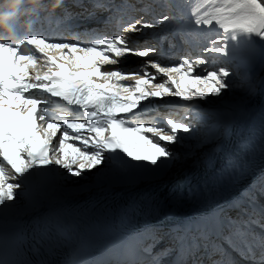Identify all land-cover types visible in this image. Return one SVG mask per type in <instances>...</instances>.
Masks as SVG:
<instances>
[{"label":"snow or ice","instance_id":"snow-or-ice-1","mask_svg":"<svg viewBox=\"0 0 264 264\" xmlns=\"http://www.w3.org/2000/svg\"><path fill=\"white\" fill-rule=\"evenodd\" d=\"M25 3L23 0L17 4L14 11L8 6L0 11L2 28L6 30L0 31V205L12 201L15 189L21 187L10 180L27 178L33 169H46L49 165H58L70 175L80 176L84 170L102 164L106 152L119 151L132 160L153 166L181 160L170 145L183 143L179 133L192 130L190 123L169 117L166 127L160 126L155 121L139 119L136 109L150 98L175 97L192 102L218 96L229 86L228 71L221 67L198 72L199 66L208 63L202 56L184 58L172 66L157 58L145 60L128 71L104 68L107 64L127 63L122 57L156 53L153 46L135 47L132 38L124 33L143 34L145 29L162 25L173 17L165 14L145 19L140 15L129 19L118 34L101 35L82 44L35 32L22 34L18 28L21 13L30 17V25L51 16L41 15L48 8L43 0H31V8ZM74 3L84 7L82 0ZM193 4L190 24L209 33L206 38L211 46L205 47V52L227 56L231 48L233 54L244 53L254 48V38L264 40V0H193ZM94 6L123 11L113 0ZM52 7L62 8L65 19L73 15L64 0H54ZM186 32L191 35V30ZM41 68L46 70H38ZM149 68L155 71L149 72ZM160 77L162 81L155 83ZM128 79L134 83L124 84ZM52 98L76 106L83 116L73 117L67 110H50L47 106L53 103ZM187 157L185 153L183 158ZM8 168L15 176L9 177ZM259 211L264 216V205ZM254 212V205L242 210L236 218L219 222L211 234L249 260H257L255 249H260L258 264H264V234L248 231L249 225L264 229V223L253 218ZM209 235L208 231H202L197 238L207 240Z\"/></svg>","mask_w":264,"mask_h":264},{"label":"bare ground","instance_id":"bare-ground-1","mask_svg":"<svg viewBox=\"0 0 264 264\" xmlns=\"http://www.w3.org/2000/svg\"><path fill=\"white\" fill-rule=\"evenodd\" d=\"M174 2L175 0H149L144 9L148 12L147 16L155 14L157 17H160L166 14L173 17V19L159 25L167 26L168 24L181 20V14H176L173 12L174 10L169 9V7L171 8L174 5ZM193 6V0H191L188 13H190V9ZM124 15L126 20L140 16L133 5L125 9L122 16ZM195 34L199 38L194 43L188 44V52H182L183 49L179 45V43L182 44L180 35H176L177 37L170 39L172 45L168 44L164 51L157 50L156 53L150 54L147 57H140L139 60L128 66L107 64L104 68L128 71L140 66L145 60H156L157 58L166 66H172L181 53L184 58L190 59L207 56L210 59L209 63L199 66L197 68L198 72L204 71L206 65L214 67L217 65L219 68H241V73L248 75V83L253 86L254 93L251 96H248L245 100L238 99L234 95H231V93H224L221 96L210 95L207 99L194 100L192 102H184L179 98L168 97L180 101L181 106L174 105L171 109L166 108V104L170 99L167 100L164 98L161 100L159 98H150L149 101H143L141 102L140 108L136 109L139 119L155 121L156 124L166 127V119L171 117L174 120H185L191 125L192 130L189 132L179 133L183 141L182 144L170 145L172 150V147L178 148L175 151L182 159L169 163L171 168H169L165 176L143 177L138 182L134 180L127 183H120V179L118 182H115L116 180L111 177L113 172L124 175L126 173L136 174L141 169V162L138 164L137 161L132 160L119 151L112 154L106 152L104 154L105 160L102 164L97 165V167L91 170H84L80 176H72L68 173L67 169L57 165L59 172L55 177L54 188L46 194H39L36 189H28L24 186V177L10 180L11 183L21 184L20 188L15 189V195L18 201L13 199L12 201L5 202L4 205H0V216H14L18 222L36 220L44 216L49 207L58 203L61 199H69V201L79 203L102 192L110 194L114 193V191L128 193L134 192L135 190L141 192L154 190L172 183L179 178L184 179L199 173L214 172L219 166H223L227 160L234 163V169L240 168L248 171L243 175L246 173L251 174V177L254 175L252 178L254 183L260 180L264 181V68L262 67L264 63V46L258 39H254L255 46L249 51L244 53L237 52L234 55L231 53L221 57L219 54L214 55L205 51L200 53L198 50L201 47L203 50L207 46L206 41L208 39L206 37L209 35L208 30L199 31L198 34ZM140 44L139 48L147 46L156 48L153 42L145 39L141 40ZM178 49H180L181 53L176 58ZM148 71L154 72L155 70L149 68ZM162 79V77L158 78L155 83L161 82ZM123 83L127 85L134 83V81L128 79L123 81ZM226 94H228V97ZM199 101L201 102L199 103ZM217 129L219 130L218 138L210 137V134L215 130L217 131ZM246 132L247 134L251 132L252 137L258 141L255 146L257 149L253 153L250 150L254 149V147L250 143L246 145L242 144V147L239 149V144ZM238 137L239 139L233 142ZM70 142L78 144L75 141ZM185 153H188L186 159L183 158ZM73 167L75 168L76 166L74 165ZM7 172L9 177L15 176L8 169ZM240 177L238 175L237 179H240ZM258 198V196L254 195L252 200H255V202L251 204V206H256L255 214L257 217L261 215L259 211L260 206L264 205V193L260 201ZM249 205L246 200H241L240 206L235 205L234 208L239 209L241 206L248 207ZM252 229L264 230L259 225H253ZM257 234H264V232ZM152 238H154L152 231H148L142 237L147 242H150ZM213 253H216V250ZM249 263L258 264L251 262V260H249Z\"/></svg>","mask_w":264,"mask_h":264},{"label":"rangeland","instance_id":"rangeland-1","mask_svg":"<svg viewBox=\"0 0 264 264\" xmlns=\"http://www.w3.org/2000/svg\"><path fill=\"white\" fill-rule=\"evenodd\" d=\"M178 2H180V3H178ZM181 2H182V0H180V1H178V0H175V2H174V5L170 8L169 7V9L170 10H174L173 12L174 13H176V14H178L179 12H180V9H181ZM180 7H179V6ZM164 11H166V10H164ZM199 32H197V34H198ZM199 37L198 36H196V34L195 33H191V35H188V34H186V35H182V36H180V41H181V43L182 44H180L179 43V45H180V48L181 49H183L182 50V52H188V49H187V46H188V44H190V43H194L195 41H196V39H198ZM212 38H215V36H213ZM254 39H258V41L259 42H262V44H263V46H264V40H262L261 38H254ZM206 43H207V46L206 47H210L211 45H210V43H209V41L207 40L206 41ZM174 44V43H173ZM169 45H172V43H170ZM200 45V44H199ZM231 49V48H230ZM199 51H200V53L201 52H203L204 50H202V47H201V49H198ZM247 51H249V50H247ZM247 51H245V52H247ZM181 52H180V49H178L177 50V54H176V58H177V55L178 54H180ZM199 53V52H198ZM232 53V49L231 50H229V54H231ZM240 53V52H239ZM211 54H214V55H218L219 53H211ZM237 54V53H236ZM198 55H201V54H198ZM197 55V56H198ZM214 55H213V57H214ZM232 55H234V54H232ZM197 56H195V57H197ZM219 56H224L223 54H219ZM203 57H205V59L208 61V63H209V60L210 59H208L207 58V56H203ZM183 58H184V56H183V54L181 53V55L179 56V58L178 59H176L175 61H174V65L175 64H178L180 61H182L183 60ZM214 64V63H213ZM216 65V64H215ZM263 68H264V63H263V66H262ZM205 70H217L218 68H219V66H217L216 65V67H214V66H209V65H206L205 66ZM238 68V67H237ZM228 69V70H227ZM225 70L226 71H228V73H229V76L227 77V79H226V83L229 85L228 87H226L225 89H222L221 90V93H220V95H218V96H221V95H223L224 93H231V95H234L235 97H237L238 99H245L246 100V98L248 97V96H251L253 93H254V89H253V86L251 85V84H249L248 83V81H249V79H248V75L247 74H242L241 73V71H242V69L241 68H238V69H236L235 67L234 68H225ZM226 96L228 97V94H226ZM165 99H169L168 97H165ZM256 100V99H255ZM257 101V100H256ZM201 101H199V103H200ZM207 131H208V129H207ZM218 132H219V130L217 129V131L215 130L213 133H211L210 134V137H213V138H215L216 137V139L218 138ZM220 134H221V132H220ZM215 135V136H214ZM245 137L246 136H244L243 138H242V140H241V142L242 141H244V139H245ZM215 139V140H216ZM237 139H239V137L238 138H236L233 142H235ZM241 142H240V144H239V149L242 147V144H241ZM211 143V142H210ZM212 144V143H211ZM173 148V150H174V152H176L175 150L176 149H178L177 147H172ZM256 149H257V147L255 148V146H254V149H251L250 150V152H254V151H256ZM138 162V164L140 163V165H141V169H140V171L138 172V173H136V174H128V173H126L125 175L124 174H120V173H116V172H113L112 174H111V177H113L116 181L115 182H118L119 181V179H120V183H127V182H129V181H141V179L143 178V177H155V176H157V177H163V176H165L166 175V172L169 170V168H171V166L169 165V163H166V164H163V165H161L159 162H158V164L156 165V166H153V165H151L150 163H148V162H145V161H137ZM151 165V166H150ZM146 169V170H145ZM148 171V172H147ZM165 173V174H164ZM164 174V175H163ZM118 175V176H117ZM125 176H126V178H125ZM127 176H129V177H127ZM133 176V177H132ZM124 178V180H122V179ZM137 178V179H136ZM14 199H16L17 200V198H16V195H15V198ZM18 201V200H17Z\"/></svg>","mask_w":264,"mask_h":264},{"label":"clouds","instance_id":"clouds-1","mask_svg":"<svg viewBox=\"0 0 264 264\" xmlns=\"http://www.w3.org/2000/svg\"><path fill=\"white\" fill-rule=\"evenodd\" d=\"M23 0H7V6L10 11H14L17 4L22 3ZM3 19L0 18V27H3Z\"/></svg>","mask_w":264,"mask_h":264}]
</instances>
